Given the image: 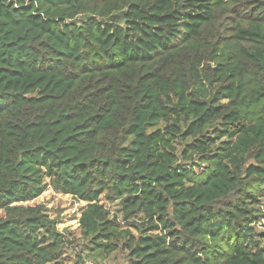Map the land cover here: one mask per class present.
<instances>
[{
    "label": "trees",
    "instance_id": "1",
    "mask_svg": "<svg viewBox=\"0 0 264 264\" xmlns=\"http://www.w3.org/2000/svg\"><path fill=\"white\" fill-rule=\"evenodd\" d=\"M49 187L80 264H264V0H0V264H65Z\"/></svg>",
    "mask_w": 264,
    "mask_h": 264
},
{
    "label": "rangeland",
    "instance_id": "2",
    "mask_svg": "<svg viewBox=\"0 0 264 264\" xmlns=\"http://www.w3.org/2000/svg\"><path fill=\"white\" fill-rule=\"evenodd\" d=\"M101 203L112 209V212L119 211V206L117 202H109L102 198ZM28 205L44 204L47 208L48 214L53 218L59 220L58 228L61 231H65L68 238L72 239L73 242L69 244L66 249L64 263L65 264H80V255L86 256L88 249L86 248V242L82 240L79 220L81 216L82 209L88 204L85 201L77 200L71 194H64L61 192L54 191L53 188L49 187L41 196L34 200L25 202ZM74 210H76L74 212ZM4 211L0 210V215H3ZM121 217V215H120ZM258 230L263 228L262 222L258 223ZM127 253L121 251L115 257L111 258L110 264H120L125 263L127 260Z\"/></svg>",
    "mask_w": 264,
    "mask_h": 264
},
{
    "label": "built area",
    "instance_id": "3",
    "mask_svg": "<svg viewBox=\"0 0 264 264\" xmlns=\"http://www.w3.org/2000/svg\"><path fill=\"white\" fill-rule=\"evenodd\" d=\"M76 210H74L75 212ZM85 264H108L107 262L104 261H93V260H89V259H85Z\"/></svg>",
    "mask_w": 264,
    "mask_h": 264
}]
</instances>
